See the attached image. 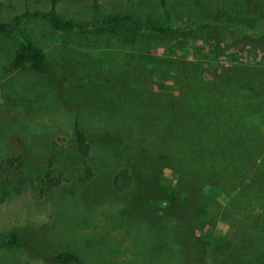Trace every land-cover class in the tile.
Instances as JSON below:
<instances>
[{
	"label": "rangeland",
	"instance_id": "374dc122",
	"mask_svg": "<svg viewBox=\"0 0 264 264\" xmlns=\"http://www.w3.org/2000/svg\"><path fill=\"white\" fill-rule=\"evenodd\" d=\"M50 9L0 0V22L17 19L0 33V264H264V193L249 196L244 174L193 182L202 129L176 134L183 114L158 111L215 75L264 81V0H56L54 14L80 25L68 32L32 15ZM112 15L172 31L98 25ZM24 38L44 71L10 69ZM252 154L264 158V123Z\"/></svg>",
	"mask_w": 264,
	"mask_h": 264
},
{
	"label": "trees",
	"instance_id": "16d2710c",
	"mask_svg": "<svg viewBox=\"0 0 264 264\" xmlns=\"http://www.w3.org/2000/svg\"><path fill=\"white\" fill-rule=\"evenodd\" d=\"M55 1L50 0L51 9L48 12H33L32 15H40L46 19L48 25L55 31L68 32L78 29L80 25L54 14L52 7ZM160 2L163 3L164 0H160ZM15 21L17 19L11 23L0 22V33L12 34ZM98 25L110 30L128 26L134 30H145L152 34H169L172 31L168 22L139 23L129 15L102 17L98 21ZM27 68L42 72L46 69V59L39 47L24 38L18 42L11 57L10 69L16 71ZM229 83H234V85ZM233 83L223 74L215 75L211 83H190L182 90L181 97L176 102L170 105L161 104L158 111L167 114L163 121H170V123L174 113L183 114L182 123L171 124V128L175 130L176 134H182L184 128L188 126H192V129L195 130L202 129L201 132H198L202 136L201 152L197 156L200 167L197 168L195 163V166L188 169L189 175L197 173L193 182L204 181L206 184H210L224 180L228 173L244 174L248 180H253L254 183L252 189L248 190L249 196L253 193H264V158L254 162V165H252L253 160L251 159L254 135L259 126L264 123V81L253 78L247 83H243L241 80H235ZM218 115H224L227 119L219 118ZM193 134L194 132L192 136ZM166 135H168L167 143L175 146L183 143L190 145L193 141L192 136L188 142L183 137L182 142L177 144L178 137H173L169 133ZM76 143L79 153L85 155L88 146L81 133L76 135ZM171 154L181 157L180 153H176V151ZM162 156L164 160L167 157L163 154ZM184 158L181 157L183 162ZM161 163L163 162H160V166ZM196 168L197 170H195ZM171 171L175 177L183 175L179 170ZM126 178L125 171L120 170L115 175L114 182ZM58 260L62 263L77 262V259L69 254H61L58 256Z\"/></svg>",
	"mask_w": 264,
	"mask_h": 264
}]
</instances>
